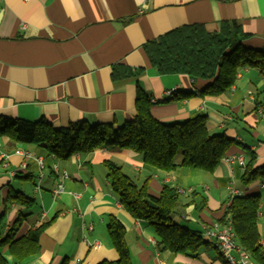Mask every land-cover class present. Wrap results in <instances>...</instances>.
<instances>
[{
	"label": "crops",
	"instance_id": "1",
	"mask_svg": "<svg viewBox=\"0 0 264 264\" xmlns=\"http://www.w3.org/2000/svg\"><path fill=\"white\" fill-rule=\"evenodd\" d=\"M233 20L240 21L247 33L244 46L264 49V0H0V116L27 121L45 118L56 128L78 121L122 124L136 115L139 82L159 121L181 122L204 113L211 134L247 145L257 155L255 165H264V73L260 69L246 67L230 90L203 95L201 81L186 74H160L143 50L148 41L178 27L198 23L218 31L223 22ZM120 64L145 70L137 80H114L112 73ZM172 89L174 93L168 95ZM186 92L192 94L186 97ZM16 149L45 157L41 178L36 161L15 154ZM228 155H242L246 164L249 161L238 144ZM182 158L177 155L175 170L164 171L130 149L100 148L62 159L48 156L40 145L0 138V217L5 215V232L20 216L23 222L17 237L47 225L38 254L17 263L6 252L7 261H114L118 254L108 230L114 216L126 226L133 264H227L208 237L210 244L198 257L159 250L155 229L135 219L121 204L107 177V160L121 166L139 185L149 179L153 195L164 185L185 190L177 213L202 234L207 227L222 224L224 208L235 196L231 190L239 191L237 195L260 194L259 230L264 246V180L244 185L245 168L224 158L214 172L180 166ZM64 171L68 173L64 191L54 195ZM15 191L35 202L30 206L9 199ZM245 264L257 263L249 255Z\"/></svg>",
	"mask_w": 264,
	"mask_h": 264
},
{
	"label": "trees",
	"instance_id": "2",
	"mask_svg": "<svg viewBox=\"0 0 264 264\" xmlns=\"http://www.w3.org/2000/svg\"><path fill=\"white\" fill-rule=\"evenodd\" d=\"M246 36L242 24L237 20L223 22L218 31H209L204 24L195 23L178 27L148 41L143 50L150 65L160 74L189 75L204 84L201 94L220 95L233 87L242 69L253 67L264 73V49L244 46ZM144 70H134L120 64L114 68L112 77L114 80H137ZM137 84L136 115L122 124L78 121L56 128L45 118L27 121L2 115L0 138L6 136L13 143L40 145L48 156L62 159L100 148L130 149L143 154L145 163L164 171H173L178 167L176 157L181 153L183 158L180 166L214 172L231 147L238 144L249 156L241 182L250 185L264 180V165H255L256 153L226 135L211 134L206 114L196 113L185 121L175 123L159 121L151 113L149 95L139 82ZM191 94L186 92L185 96ZM105 165L107 177L123 207L135 219L147 222L155 229L159 250L198 257L201 249L210 244L201 231L173 220L181 206L178 188L164 185L158 195H153L149 179L139 185L115 162L107 160ZM8 197L30 206L35 202L19 191L10 192ZM261 201L260 194L235 195L226 204L219 220L225 224L231 223L238 245L257 264H264V246L259 230ZM4 216L0 217V264H9L6 252L17 263L38 254L40 237L47 225L43 223L17 237L23 217L20 216L5 232ZM108 230L118 258L99 264H133L125 224L112 216ZM219 257L228 264L222 253H219Z\"/></svg>",
	"mask_w": 264,
	"mask_h": 264
},
{
	"label": "built area",
	"instance_id": "3",
	"mask_svg": "<svg viewBox=\"0 0 264 264\" xmlns=\"http://www.w3.org/2000/svg\"><path fill=\"white\" fill-rule=\"evenodd\" d=\"M25 25L23 24L22 27ZM174 93V90H168L167 94L171 95ZM15 154L20 155L24 158H33L41 173L39 175V178L42 177V172L46 167V161L45 157L42 155H33L29 151L26 150H21V149H16L14 151ZM6 157H9L8 154H6ZM225 161L234 163L238 162L241 166L245 167L246 162L245 159L242 155H228L224 157ZM26 165V164H25ZM53 168L55 171L58 172V166L54 165ZM16 174V172H14ZM61 181L57 183L56 188L53 190L54 195H58L61 192L64 191V184L63 180L68 177V173L66 171L61 173ZM37 189L40 188L39 185L36 186ZM180 193H185V190L179 189ZM233 195L239 194V191L233 189L231 190ZM204 234L206 237L214 240L217 248L220 250V252L225 256L228 264H245V260L248 258L249 254L242 249L238 243H237V238H236V233L233 229V226L231 225L230 222L228 223H215L211 227H207L204 231ZM236 253H240L239 256L237 257Z\"/></svg>",
	"mask_w": 264,
	"mask_h": 264
},
{
	"label": "rangeland",
	"instance_id": "4",
	"mask_svg": "<svg viewBox=\"0 0 264 264\" xmlns=\"http://www.w3.org/2000/svg\"><path fill=\"white\" fill-rule=\"evenodd\" d=\"M179 156H182V154L179 153ZM173 220H174L175 222H177V223H180L181 225H186V226L191 227L192 229H196V230H198V227H197V226H195V225H191V224H189V223H187V222L182 221V220H181V217H180V215H179V213H176V214L173 216ZM203 236L206 237L204 233H203ZM208 239H210V238H208ZM210 240H211V239H210Z\"/></svg>",
	"mask_w": 264,
	"mask_h": 264
}]
</instances>
